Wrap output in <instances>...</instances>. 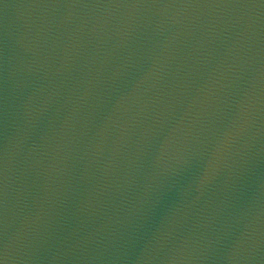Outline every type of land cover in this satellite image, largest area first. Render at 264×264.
I'll use <instances>...</instances> for the list:
<instances>
[{
    "label": "water",
    "instance_id": "obj_1",
    "mask_svg": "<svg viewBox=\"0 0 264 264\" xmlns=\"http://www.w3.org/2000/svg\"><path fill=\"white\" fill-rule=\"evenodd\" d=\"M0 264H264V0H0Z\"/></svg>",
    "mask_w": 264,
    "mask_h": 264
}]
</instances>
